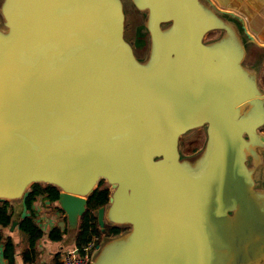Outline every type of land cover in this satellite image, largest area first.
Wrapping results in <instances>:
<instances>
[{
    "label": "water",
    "instance_id": "water-1",
    "mask_svg": "<svg viewBox=\"0 0 264 264\" xmlns=\"http://www.w3.org/2000/svg\"><path fill=\"white\" fill-rule=\"evenodd\" d=\"M133 2L145 60L116 0L1 1L0 203L57 187L76 231L105 181L101 231L127 230L92 264H264V90L244 63L254 40L210 0ZM203 127V150L182 157L180 139Z\"/></svg>",
    "mask_w": 264,
    "mask_h": 264
},
{
    "label": "trees",
    "instance_id": "trees-1",
    "mask_svg": "<svg viewBox=\"0 0 264 264\" xmlns=\"http://www.w3.org/2000/svg\"><path fill=\"white\" fill-rule=\"evenodd\" d=\"M258 51H263L257 49ZM60 190L57 187L35 184L25 195L22 203L26 210V216L18 222V230L25 235L28 247L22 252L24 264H36L38 260L37 244L45 236L38 221L34 206L42 199L49 202L48 209L55 212L65 213L58 205ZM111 191L109 187L105 186L104 182L99 184L97 190L89 198L86 213L79 219L78 229L74 231V240L78 250H82L85 246L96 238V246H99L101 241L105 238H113L123 234L127 228L106 226L105 231L102 232L98 223L96 212L101 207H105L109 203ZM65 222L68 220L65 217ZM14 223V205L10 202L0 203V247L3 248V258L6 264H16V244L13 238L6 236L2 230L10 229ZM70 230L67 228L61 231L59 227H55L48 234L50 241L60 243L64 235ZM61 255L57 253L54 256V264L61 263Z\"/></svg>",
    "mask_w": 264,
    "mask_h": 264
},
{
    "label": "crops",
    "instance_id": "crops-1",
    "mask_svg": "<svg viewBox=\"0 0 264 264\" xmlns=\"http://www.w3.org/2000/svg\"><path fill=\"white\" fill-rule=\"evenodd\" d=\"M214 6L220 11H226L234 13L239 16L245 23L247 33L255 39L254 43H257V49L263 50L264 52V0H210ZM251 60L249 66H255L254 59L258 58L252 53L247 54L246 60ZM254 61V62H253ZM258 65V64H257ZM264 68V64L262 65ZM262 84L264 79V71L262 75ZM14 205V222H19L26 216V210L23 203H13ZM49 202L43 201L42 199L34 206L37 221L44 231L45 236L37 244L38 260L36 264H54V256L59 253L62 257L63 254L78 250L74 240V231L69 229V225L65 221H53L57 218L54 217L52 220H47V210ZM43 221V222H42ZM50 226V228H49ZM55 227H59L61 231H65L67 228L70 230L67 232L60 243H55L49 240L48 234ZM1 230V229H0ZM6 236L13 238L16 244V264H24L22 258V252L28 247L27 240L23 238V234L18 230V225L13 229L2 230ZM61 261V260H60ZM0 264H6L3 258V248L0 247Z\"/></svg>",
    "mask_w": 264,
    "mask_h": 264
},
{
    "label": "rangeland",
    "instance_id": "rangeland-1",
    "mask_svg": "<svg viewBox=\"0 0 264 264\" xmlns=\"http://www.w3.org/2000/svg\"><path fill=\"white\" fill-rule=\"evenodd\" d=\"M1 1L2 0H0V3ZM124 8H125L126 38L133 44L135 50H137L138 59L145 60L149 52V41H150V35L146 27V16L144 13H141L136 8L133 0H124ZM215 9L218 10L216 6ZM219 35H220L219 32L212 33L205 39V41L206 42L212 41L218 38ZM257 45L259 44L254 42L248 43L247 54L250 55L253 53L258 58V60L254 59V61L255 64L256 63L258 64V65L256 64V68L259 71V83L261 88L264 90V79L262 84V77H263L262 75L264 71V68L262 67V65L264 64V52L258 51ZM250 62L252 61L249 59L248 60L245 59L244 61L246 65L250 64ZM206 140H207L206 127L188 132L179 141V149L182 157L194 156L195 154L201 152L205 146ZM104 184L105 186L109 187L108 183H106L105 181ZM46 214L48 216L47 220H52L54 217H56L57 219L53 221L55 222L65 221V215H63L62 213L59 212L54 213V211L48 209ZM23 238L26 239L25 235H23ZM104 242H105V238L101 241L100 244H103ZM96 255L97 252L94 251L92 253V256L95 257Z\"/></svg>",
    "mask_w": 264,
    "mask_h": 264
},
{
    "label": "built area",
    "instance_id": "built-area-1",
    "mask_svg": "<svg viewBox=\"0 0 264 264\" xmlns=\"http://www.w3.org/2000/svg\"><path fill=\"white\" fill-rule=\"evenodd\" d=\"M96 238L82 250L70 251L62 255V264H92V253L97 250Z\"/></svg>",
    "mask_w": 264,
    "mask_h": 264
},
{
    "label": "flooded vegetation",
    "instance_id": "flooded-vegetation-1",
    "mask_svg": "<svg viewBox=\"0 0 264 264\" xmlns=\"http://www.w3.org/2000/svg\"><path fill=\"white\" fill-rule=\"evenodd\" d=\"M118 3L120 2L122 4V8H123V12L125 15V8H124V0H116ZM146 16V15H145ZM200 18V17H198ZM201 19V18H200ZM125 39L131 44V46L134 48V53L138 59V55H137V50H135V47L133 46V44L126 38V31H125ZM264 128L260 129L259 134L261 136L262 139H264V132H263ZM262 156L264 157V149H262Z\"/></svg>",
    "mask_w": 264,
    "mask_h": 264
},
{
    "label": "bare ground",
    "instance_id": "bare-ground-1",
    "mask_svg": "<svg viewBox=\"0 0 264 264\" xmlns=\"http://www.w3.org/2000/svg\"><path fill=\"white\" fill-rule=\"evenodd\" d=\"M253 38V37H252ZM253 40L255 41V39L253 38Z\"/></svg>",
    "mask_w": 264,
    "mask_h": 264
}]
</instances>
